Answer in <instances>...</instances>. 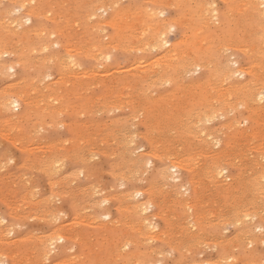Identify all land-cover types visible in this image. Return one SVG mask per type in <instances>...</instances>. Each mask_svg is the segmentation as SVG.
<instances>
[{"label":"bare ground","instance_id":"6f19581e","mask_svg":"<svg viewBox=\"0 0 264 264\" xmlns=\"http://www.w3.org/2000/svg\"><path fill=\"white\" fill-rule=\"evenodd\" d=\"M221 1L224 4L225 3L228 5L230 4V11L234 10L235 13L237 12V15L239 14V15L243 16V14H245L247 12H251L252 14L255 15V16L252 15V17L256 21V23L259 24V26H261L260 31L256 34H252L247 41V43L249 45H251L252 43H254V45L256 44L255 49H252L251 48L252 46L250 47L249 45H247L246 41H245L246 45L241 44V40H240L241 36H238L236 34H234L232 36L230 35V33H229L230 29H228L226 27V24H224V16L227 17L226 13H225V11L221 12L217 7H215L214 0H148L149 4L146 5L147 3H145V6L143 5V3H140L141 5H136V4L133 5V4H131V1H129V2L127 1L128 4H126L124 2L126 5L122 6L121 0H0V76H5V75L7 76L10 72H12L13 70H16L17 66L19 67V69L24 71L23 72V78L21 77L19 80L15 81V83L9 84L8 86H4L3 88H0V114H2V117H3V118L0 117V131L5 132L6 135H8V137L10 138V140L12 142L17 143L21 146V150L25 154H28V157H29L28 159L31 162L32 167H35V168L37 167L41 172L44 173V175H46L49 178L48 180H49L50 185H51L50 186V192L55 193V195H56L57 191L56 192H54V191L58 185H61L60 183H63L62 179L65 176V175L63 176V174L67 173V171H66L64 173L62 172L63 174H61V171H59L58 166H57L58 169L56 168V163L60 159L62 160V158L64 160L67 159L68 161L79 163L78 165L75 164V166H80L83 164L84 165L83 170L85 171V173L83 172L84 173L83 177H87V179H89L90 177L93 176L92 174H95V171L97 169L87 167V165H86L87 160L85 158H87L89 156L85 155L86 157H84V153H85V150L86 151L90 150V148L92 149V147L97 145L98 141H100L99 144L100 143L103 144V147L105 144H109L110 142L113 143V146L115 145L111 149V152L110 151L107 152V150L110 149L109 147L111 146V144H110V146L107 145V147L109 146L108 147L109 149L106 147L107 150L104 151V153L107 155V153L110 152L109 157H110V155H112L114 157L117 155L118 158L119 157L124 158L125 154L128 155L131 153L130 152L131 147L128 148L127 144L125 142L122 143V141H126V139L121 141V137L123 134H120V137H119V134H117L120 131L122 133V130H121L122 128L119 129L118 127H120L119 126L120 124L123 125L124 123H122L123 121L120 118H115L111 121H108V123H103L102 120H104V119H102L100 121H90L89 123L75 122V123L71 124V128H70V126L68 128H70L71 131H74L75 134L81 139L74 140L73 145L71 142L70 144L72 146H68L69 148L68 147L67 148L61 147V145L59 147L57 144H51L50 141H48L50 144L45 145V147L40 146L39 149L42 150V152H39V153H41V155L39 153L36 154L38 152V151L36 152L37 147H33V145H34V144H32L33 142L29 141V138L31 139V137L29 135V128L36 126L35 128L31 129V133H33L36 130V128L38 127V125L39 126L43 125V123H45V122L50 123V124L53 123V125L56 126L55 125L56 123L54 124V122H56V120L59 119L58 116L61 117L60 115L63 112H65L66 110L70 111L69 114L76 116L80 113H83L84 111L92 110L93 108L97 107L96 104H98L100 106L105 105V104H108V105L111 104L112 106L111 105L110 106L114 107L113 103L116 102L117 99H123V97L128 98L129 101H127V99L125 100L126 101L125 105L128 108H130V111H129L130 115L128 117L136 118V117L140 116L139 114H141V115L143 114L142 117H139V118L141 119V124H143V126L146 128V130H148L143 135V139L144 138L146 139V141L149 143V147L151 149L150 150L148 149L149 151L147 150V152H144V153L142 152L141 154L139 152H137V153H139V155H133L135 152L132 154L133 156L129 155L130 157H129V159L127 158V161H126L127 165L129 166V167L127 166V168L129 170V168L135 167L136 170H138V171L139 170L144 171L143 167L151 164V160L147 159V158H152V157L154 159H157V161H158L157 163H159V165H157L158 166L157 168L151 169L150 171H146V172L144 171L145 173L142 172L143 174H146V175L148 174L149 177H147V181L150 182L149 185L147 184L148 186H145L146 188L144 190H143V188L133 190L132 187H129V188H126V191H124L122 193L120 191H118L120 193L117 192V195L119 194V196L116 197V199H117L118 204H119L118 209L120 211L121 217L119 216V218L110 219L109 221H107V219H106L107 222H104V220H105V218H107L108 214L110 217V213L108 212L109 210H107L108 213L106 212L107 213L106 215L102 214L103 218H104V220H103L104 223H101V224L99 222H98L99 224H95V221H94L95 216L93 218H91L92 217L91 214H90L91 216L90 215L89 216L91 218L90 220H92V221L88 220L89 222H87V221L82 220V219H86V218H82V219H81V217L79 218L84 223V224L81 223L82 225L85 226V224H86V225L90 226V228L91 227L92 228L97 227L99 230H102V232H98V233H100L99 235L97 234L99 236L98 240L101 237L103 238V239L101 238L102 239L101 242L96 241L94 243L93 241L95 239L92 238V240H93L92 242L94 243L93 245L94 246L97 245L99 247L96 246L97 248H95V249L92 247L91 248L92 251H89V250L87 251V249H86L87 247H85V245H87V244L84 245L85 240L82 242L80 239L75 237V233L74 234L72 233L73 235L71 234V232L75 229L74 227H77L76 226L77 220L73 219L74 223L70 222L71 225L75 224L74 227H72L73 228V230H72V228H70L71 226L68 225V223L64 224L62 222V218L59 215L61 223L58 225L56 224L55 228H51L50 229L51 231L49 230L50 231L49 234H46V235H44V237H42L37 232L38 233L37 239H38L39 235L41 238H39V241H37V242H39V244H38L39 248L36 252H35L36 248H34L35 254H33V257H35L34 255H36L37 252H39L40 257H42V254L49 253L51 251V249H52L51 252L54 253L53 246L58 244V242L59 243H61L63 241H64L63 243L66 242L63 246H61L65 250L66 245H67V247H69V245H70L69 242L70 243L72 241L78 242V240H80V242L83 243L82 245H84L83 248H85V249L82 248L83 250H85V251H83V252H85L84 255L81 253L80 257H79V255H78L79 253L75 254V252H74V254L78 256V258H77V256L74 257L73 255H67V258L65 257L61 261H59L57 259L58 260L57 262H59L60 264L61 263L62 264H90V262H92V264H148L149 258L154 261L153 257L160 252V248L162 246L163 247L166 246V247H168V249L170 248V251L172 249V250L176 251L177 254H179L178 258L176 260H174L171 264H200L201 261H196V260H195L196 262H191V261L189 262V260L187 259V256L190 254H193V250L196 251L198 249L197 252H199V246L198 245L200 243H201V245L203 243H206V244L209 243V245L211 244L213 246L218 247V252H216L217 256L216 255H214V256L217 257V260L221 264H264V263H261V261H262L261 259L260 260L258 259L259 256H257V255H260V254H258L259 251H255L254 244H253L256 242H263L264 243V232H260L258 234H253L252 228H254V227H252V225L254 224V222L253 223L249 222L252 220V218H255L258 215L261 207H264V163L257 161V158L253 157L251 160H253L255 162V164H253L254 163L253 161H252L253 163L249 164V162H251V161L248 158H246V156H247L246 152H247V150H250V149H253L255 151V153L257 152V154L258 153L261 154V159L264 158V131L262 132V130H261L262 128H264V117L261 116L263 119L259 117L260 113H264V103L261 101L262 103H260V105L261 104H263V105L258 106V107H252V105L248 106V108L251 106L249 109H251V111H252V115H250L252 117V119H255L258 117L257 121H258L259 127L255 126L258 128H253L254 127L253 126L252 127L253 129H248L247 131L242 130L240 128L238 130L237 125L240 122L236 118L238 116L237 115L238 112H240V113L242 112L241 109H240L241 111H236L237 110L236 108L239 105L243 107V104L245 101L247 102V104H248V101H250V102L254 101L256 98L255 96L260 95L264 91V20H263L264 11L261 12L260 9L258 10V7L261 6V3H257L256 0H241V3L239 5H233L234 2H236V0H221ZM222 2H221V4H222ZM10 7H12V9H14L13 14L15 13V15L11 14ZM167 7L173 8V10L175 11V16H170L167 18H165V17L160 18L161 13L165 12L163 8H167ZM17 9H19V11H17ZM103 14H104V16H103ZM105 14H106V16H105ZM166 14H167V12H166ZM230 14H232V12H230ZM230 16L231 15H229V18H233V19L235 18V17H230ZM239 18H241V17H239ZM248 18H249L248 20H250V21L253 20L249 16H248ZM244 19H245V16H244ZM228 20L229 19L227 17V21ZM231 20H229V21H231ZM254 20L251 23H254L255 22ZM236 21H237V19H236ZM238 21L240 22L239 19H238ZM48 22L50 23V25H48ZM225 23H226V21H225ZM228 23H230V22H228ZM235 23H237V22H235ZM242 23H245V21L241 22V26L244 25V24L242 25ZM238 24L239 23H237V26H238ZM246 25L248 26V24H246ZM254 25H255V23H254ZM176 26H178V27L180 26V28H181V32L178 30L180 32L179 33L180 35H178L179 39L176 37L177 40L174 43H171L174 40L170 42L169 40H171V39H170V37H169V40L167 39V33L168 32L170 33V30L175 28ZM228 26H229V24H228ZM229 27L231 28V26H229ZM109 29H110V31H109ZM245 29H248V28H245ZM245 29H243V30H245ZM239 30H240V28H239ZM239 30H238V32H239ZM243 30H241V32ZM256 30H257V28H256ZM233 31L235 33V29ZM249 31L251 32V30H249ZM244 33H245V31H244ZM247 33H245V34L247 35ZM237 34H240V32ZM248 35H249V33H248ZM236 36H238V37H236ZM244 40L245 39H242V41H244ZM54 46H56V47L59 46L60 51L57 50L58 52H56V53L54 52V51H56V49L52 51L51 49ZM232 47H234L235 49H238V51L241 50L242 52H245V53H248L249 51H250V54H257L258 53L257 54V56H258L257 62L252 61L248 67H245V65L243 64L244 65V67H243V66L238 64L237 59L233 58V60L235 59L232 62L233 67H234V69H233L231 67L232 64L230 63L231 62L230 58L229 57H228V59L225 58L226 51L231 49ZM113 49H116V50L121 49V50L127 52L128 55L131 52L137 53L138 51L144 52L147 50L153 52V50H154V56L148 60H146L148 56L147 57L144 56V57H146V59H144V60H141L139 58L134 59V60H132V62L130 64H128L125 67H123V66L122 67H118V66L116 67L114 64H112L115 67L105 71V73L102 71L104 73L103 75L105 77L100 79V80H98V78H101L102 72H99V70H95V69H83L82 68V65L84 63L86 64L87 62H84L81 65V62H80L81 59H83V58L88 59L89 58V62H91L90 59L91 60L94 59L95 61L106 59L108 61L111 58V50H113ZM123 51H121V53H123ZM149 51H148V53H149ZM232 51H234V50H232ZM152 52H150L149 54L151 55ZM236 52H237V50H236ZM236 52H234V53H236ZM116 54H115V56L119 59V57L121 55L120 56L118 55L119 56L118 57ZM230 54H232V52ZM237 54L239 55V53H237ZM133 55L134 56L136 55V57H137V54H133ZM227 55H229V54H227ZM5 56H7L8 59L4 58ZM123 56L125 57V55H123ZM232 56H234V55H232ZM232 56H230V57H232ZM129 57H125V58L128 59ZM132 58H130V59H132ZM148 58H150V57H148ZM249 58L250 57H248V60H249ZM89 62L87 64H89ZM104 62H106V61H104ZM116 62H117V59H116ZM106 63H108V62H106ZM117 64H119V63H117ZM95 65H96V63L94 64V66ZM92 66H91V68L94 67V66L93 67ZM106 67H108V65ZM96 69H101V68L96 67ZM53 70H55L57 72L58 78H56L55 80L52 79L53 81L47 83L46 85H42L41 83H38V82H40V79L42 78V76H44V75L46 77L49 76L48 74ZM197 70H199V71L204 70L205 72L208 71L205 79H201V76L198 77V75H197V78H195L193 80H191L192 78L191 79L188 78V80H187L188 82H186V83L183 82V80H185L184 77L186 74H189L191 71L197 72ZM24 73H26V74L24 75ZM99 73H101L100 77L98 76ZM192 73H191V75H192ZM191 75L189 74L188 77H190ZM193 75L196 76L195 73ZM233 75L242 76V77H244L245 75H248V78L245 77L246 79H243L241 81H239V80L235 81L232 79V81H233L232 83L226 84L228 78H229V82H230L231 81L230 77ZM43 78H45V77H43ZM49 78H50V76H49ZM13 79H15V78H13ZM186 79H187V76H186ZM97 80L99 81V85H100L103 93H101L100 95L99 94L93 95L88 91V88L90 86H92ZM75 81H76V83H75ZM76 84H77V86H76ZM96 85H97V83H96ZM162 85H164V86L169 85L170 90H168L167 92H164V93H160V94L158 93L159 95L158 96L156 95L157 97H152L151 96L152 93L150 94L149 91H151L153 88H155L157 86H162ZM100 87H98V88H100ZM96 92H98V91H96ZM152 92H154V91L152 90ZM156 92H159V90ZM258 93H260V94H258ZM64 97H65V99H64ZM71 97L77 99L78 101L73 102V103L70 102ZM63 99L66 100V102L68 101L66 107L65 106L63 107V105H64L62 102ZM72 101H73V99H72ZM79 102H80V104H79ZM104 107H106V106H104ZM111 107H110V109H111ZM102 109H106V108H102ZM114 110H116V109H114ZM244 110H246V109H244ZM134 112H135V114H137L136 116H134ZM236 112H237V114H236ZM4 113L6 115L8 113L9 116L8 115L4 116L3 115ZM88 113H90V111ZM97 116L99 117V115H97ZM105 116H106V114H105ZM108 116H109V114H108ZM116 117H119V116H116ZM125 117H124V120L126 122V121H128V120H126L128 117L126 119H125ZM61 118H63V117H61ZM215 118L216 119L217 118H223L225 120H224V122H220L222 124L218 125V127H213L214 124L212 127L205 125V122L209 123V121H211ZM80 119H82V117ZM109 119H111V118H109ZM86 120H88V119H86ZM243 120H246V118ZM67 121H68V119H67ZM130 121H132V119ZM136 123H138V122H136ZM217 124H219V123H217ZM125 125H126V123H125ZM128 125L130 126V124H127L126 126H128ZM131 127H132V125H131ZM244 127L248 128L247 126H244ZM48 128H49V126H48ZM126 128L123 129V132H125V133H127V131H125ZM139 128L137 127V129H139ZM46 129L47 128H45V130L44 129H41V130H44L46 132L47 131ZM70 129H67V130H70ZM137 129H136V131H137ZM171 129L172 130L174 129L173 134L168 133V132H171ZM127 130H129V129L127 128ZM141 130H144V129H141ZM95 131L97 134L94 133L95 136L91 137V135ZM130 131L134 132V133L136 132V131H134V129H133V131L130 129ZM74 132H71V133H74ZM52 133H53V131H52ZM139 133H140V131L138 132V134ZM128 134H129V132H128ZM128 134H125V135H128ZM135 134H132V135H135ZM32 135H34V134H32ZM36 135L37 134H35L34 136L36 137ZM76 135H75V137H76ZM125 135H123V136H125ZM220 135L226 136V139L221 141ZM1 137L3 138V136H1ZM70 137H72V136H70ZM246 137H249L248 139L250 141V144H248V145L246 142L244 143V140H243ZM134 138H135V136H134ZM62 139H64V138H62ZM130 139H132V138H130ZM130 139H128L127 143H132V141H133V144H135V142H137L138 138L136 139V141L132 140L131 142L129 141ZM41 140H42V138H41ZM58 140L60 141V139H58ZM70 140H71V138H70ZM213 141H216L217 142V143L215 142L216 144H219V142H222V145L219 148L216 146L218 148L216 150L214 149V147L212 149L211 145L213 146V143H212ZM5 142H6V140H5ZM36 142H37V140H36ZM42 142H44V141H42ZM64 142H66V141H64ZM9 145H11V144H9ZM36 145H38V144H36ZM136 145H137V143H136ZM133 146L134 145H132V147ZM38 147H39V145H38ZM97 147H96V151L98 150ZM147 147H148V145H147ZM2 148H4V147H1V149ZM134 148H135V146H134ZM14 149H16V148H14ZM135 151H136V149H135ZM88 153H91V152L89 151ZM248 153H249V151H248ZM20 154H18V155H20ZM249 155H250V153H249ZM92 156L90 155L89 158H91ZM252 156H253V154H252ZM93 158H94V156H93ZM123 158L119 161H122ZM259 158H260V156H259ZM0 160H1V158H0ZM12 160H15V159L13 158ZM18 160H17V162H18ZM9 161H11V160H9ZM1 162H3V161H1ZM1 162H0V165L2 164ZM7 162H8V160H7ZM13 162L11 161L10 164ZM111 162H113V161H111ZM111 162H109V166H110V164H112ZM126 162H124L123 164H126ZM152 163H154V162L152 161ZM3 164H2V166H3ZM5 164H7V163H5ZM19 165L20 164H18V166ZM120 165H119V168L122 169L124 167V165H123V167ZM13 166H14L13 168L15 169L16 168L15 165H13ZM68 166H70V164ZM112 166L113 165H111L110 167H112ZM114 166H116L115 163H114ZM114 166L112 168H114ZM61 167H63V165H61ZM13 168H11V170ZM35 168H34V170H35ZM71 168H72V166H71ZM81 168H82V166H81ZM112 168L111 169L110 168L105 169V170L110 171V170H112ZM116 168H118V167H116ZM230 168L232 170L233 169L237 170L235 172V174L232 172L228 173V175L226 177L223 176L224 178L221 179L220 176H222L223 172H225V170L230 169ZM75 169H76L75 171H78V172L80 170V169L78 170L77 168H75ZM132 169H134V168H132ZM173 169H175L176 171L177 170L185 171L188 174V182L190 184V187H188V188H189L190 196H188L189 198H184V199L183 198H181V199L180 198L179 199L173 198L174 200H171L168 202L166 199L169 197L171 198L172 194L170 195L169 193L172 192V189H170L171 191L168 192L169 197H166V195H163V198H161V196H162L161 193L165 192L166 190L164 189L165 191H163V192L161 190H158V188L155 187V183L153 181L160 178V177L161 178L170 177L172 179H175L176 183L174 182L172 184V186L170 184L169 188L173 187L176 190L179 187V185H183L184 181H182V183L181 182L177 183V181H179V179H178L179 177H178V173H177L178 171L174 172ZM250 169L253 172L250 175L248 174L249 175L248 176L246 172H248V170H250ZM105 170H103V171H105ZM26 171H24V172L26 173ZM75 171L73 170L72 173H74ZM101 171H100V173H98V172H96V173L101 174ZM134 171H135V169H134ZM11 172H13V170ZM113 172H114V170H113ZM113 172H112V174L119 173V171L114 172V173ZM130 172L131 171H129V174H130ZM70 173H71V171H70ZM108 173L111 175L110 172H108ZM126 173L122 172V173H119L116 175L114 174L116 176V177H114L115 180L117 179L116 181H119L118 179L120 178L121 180L127 181L128 179H126L127 178ZM172 173L174 175L177 173L176 176L178 178L177 177L175 178V176H172L173 175ZM6 174H7V172H6ZM11 174L9 173V175H11ZM76 174H77V172H76ZM85 174H86V176H85ZM129 174H127V175H129ZM141 174H140V177H142ZM19 175L21 176L20 172H19ZM25 175H27V174H25ZM69 175H71V174H69ZM69 175H67V176H69ZM79 175L77 174L76 179L79 177ZM135 175H136V173H135ZM2 176L3 175H0V177H2ZM73 176H74V174H73ZM132 177H128V178H132ZM136 178H138V175ZM165 178H164V180H165ZM1 179H3V178H1ZM24 179H25V177L23 178V180ZM35 179H37V178L35 177ZM65 179H67V181L70 180L68 177ZM65 179H64V181H66ZM33 180H34V178H33ZM72 180L73 179H71V181ZM74 180H75V178H74ZM94 180H93V182H94ZM138 180L139 179H137V181ZM158 180H160V179H158ZM158 180H156V181H158ZM11 181H13V180H11ZM16 181H19V180H16ZM20 181H22V179ZM20 181L18 183H20ZM128 181H130V180H128ZM132 181H133V179H132ZM142 181H143V179H141V182ZM1 182H3V181H1ZM26 182L24 180L25 185H26ZM98 182H100V181H98ZM98 182H96V183H98ZM141 182H139V183H141ZM159 182H161V180ZM4 183H5V181H4ZM14 183H15V181H14ZM16 183H15V185H17ZM24 183L21 182V184H24ZM90 183H92V182L90 181ZM120 183H119V185H120ZM166 183L163 185H166ZM168 183H169V181H168ZM32 184H30V187L34 189V187H32V186H34L35 184H33V185ZM67 184L69 185V182ZM72 184L70 183V185H72ZM10 185H11V182H10ZM65 185L66 184H64L62 186H64V188H65ZM68 185H66V186H68ZM79 185L80 184H78V186ZM103 185H104V182H103ZM136 185H138V184L136 183ZM184 185H183V187H184ZM3 186H1V188ZM9 186H7V188H9ZM39 186L40 185H38V187ZM73 186H77V185L74 184ZM82 186H84V185H82ZM85 186L87 187V185H85ZM89 186L87 188H89ZM92 186H94V185H91L90 187H92ZM99 186H101V185H98L97 187L94 186L95 188L93 187L95 189V191L97 190L95 193H98L99 191H100L99 193L103 192L100 189H99V191H98V189H96V188H99ZM110 186L111 185H109V187ZM158 186H160V185H158ZM160 187H162V186H160ZM183 187L181 186L180 188L182 189ZM28 188L29 187L27 186V189ZM93 188H92V190H93ZM103 188L104 187H102V189ZM110 188L109 189L111 191L112 186ZM38 189H37V191H38ZM106 189H104V190H106ZM109 189H107V190H109ZM1 190H3V189H1ZM25 190H26V188H25ZM65 190L64 191L62 190V192L65 193ZM3 191H5V190H3ZM13 191H14L13 192L14 198L16 199L15 195L17 194V191H16V189H13ZM33 191H35V189ZM67 191H68V189H67ZM88 191L85 190L84 192H88ZM157 191L161 192V193H159L160 194L159 200H158V197L156 195ZM183 191L186 192L185 189H183ZM183 191L181 190V191H177V192L181 193ZM46 192H48V191H46ZM80 192H82V191H80ZM105 192L106 191H104V194H106ZM0 193H1V191H0ZM39 193H41V192L38 191V195H39V197H41ZM71 193L73 194L74 192H71ZM89 193H90V195H92V193H93V196L95 194L94 192H92V193L89 192ZM99 193H98V195H99ZM108 193H110V192L108 191ZM174 193L175 192H173V194ZM206 193H208L207 194L208 197L206 196ZM2 194H6V193L3 192ZM24 194H22V195H24ZM28 194L29 195L34 194L35 195L34 199H36L38 197V196H36L37 192H36V194L34 192L33 193L29 192ZM47 194L49 195L50 193H47ZM47 194H46V196H47ZM72 194L71 195L69 194L71 196V198H72ZM104 194H102V195H104ZM111 194H113V192ZM114 194H116V193H114ZM159 194H158V196H159ZM178 194L179 193H176V195L175 194L174 195L178 196ZM26 195H24V196H26ZM29 195L27 198H29ZM83 195L85 196L84 193H83ZM136 195H143L144 199H142L141 201L140 200L136 201L134 199L135 201L133 202L132 198H134ZM182 195H184V193H182ZM186 195H188V193L185 194V196ZM7 196L10 197L9 195H7ZM64 196H66V195H64ZM107 196H106V199L104 197H102L101 200L104 199V201H107L109 198L110 199L112 198L111 195H110L111 197H107ZM175 196H173V197H175ZM204 196L207 199H205ZM4 197H6V196H4ZM4 197H2L0 199L3 200ZM53 197H54V195H53ZM73 197L75 198V196H73ZM76 197L78 198V195ZM80 197H82V196H80ZM182 197H184V196H182ZM22 198H20V200ZM46 198L50 199L48 197H46ZM46 198H44V199H46ZM55 198H57V197H55ZM77 198H75V199L78 201L79 198L78 199ZM11 199H12V197H11ZM47 199L44 200V202L47 201ZM161 199H163V200H161ZM22 200L20 202L23 203ZM30 200H31V198H30ZM51 200H53V199H50L49 201L51 202ZM55 200H57V199H55ZM101 200H97L95 203H98V201L101 202ZM7 201H5V202H7ZM37 201H35V203ZM41 201H43V200L41 199ZM41 201L39 202L40 205L43 203V202L41 203ZM49 201H47V203ZM77 201H76V203H77ZM104 201H102V202H104ZM110 201L112 202V200H110ZM5 202H4V204H5ZM32 202H34V201L32 200ZM32 202H30V207H31V204L33 206ZM80 202H78V203L81 204ZM83 202H84V200H83ZM83 202H82V204H83ZM109 202L107 201L108 205H109ZM8 203H10V202L8 201ZM12 203L13 202L11 201V205H12ZM24 204H26V203H24ZM75 204L72 203V205H74V206H75ZM17 205H18V203H17ZM43 205H44V203H43ZM88 205L90 206V204H88ZM108 205H106V206H108ZM36 206H35V208H36ZM46 206H47V204H46ZM46 206H45V208H46ZM53 206H55V204H53ZM87 206H85V209L87 208ZM95 206L93 208H95ZM151 206L155 207V211H153L152 215L150 216L147 213L148 212L147 209L149 207H150L149 209H152ZM21 207H22V205L20 206V209L23 210L24 208L23 207L21 208ZM33 207H31V208H33ZM56 207L58 209V210H55L57 213L58 212L64 213V210L62 211L63 206L60 208V210L62 212L59 211L58 206H56ZM82 207H84V205ZM109 207H108V209H109ZM9 208H8L7 212H9V210H10ZM12 208H14V207H12ZM45 208L43 207V209H45ZM96 208L98 209L97 206H96ZM14 209L16 210V208H14ZM47 209L49 210L50 208L48 207ZM99 209H101V207ZM26 210H28V209L26 208ZM35 210H37V209H35ZM48 210H46L45 213H48ZM86 210H88V209H86ZM29 211L30 210H28V214H29ZM90 211L92 212V210H90ZM10 212H12V210ZM18 212H20V210H18ZM50 212L51 211H49V213ZM56 212L52 213V215L56 214ZM100 212H102V211H100ZM100 212H97V213L99 214ZM143 212L144 213L146 212L145 214H148L150 216L149 217L150 219L148 217H145V218L141 217L140 218L141 215H139V213H143ZM45 213H43V214H45ZM49 213L47 215L51 216V213L50 214ZM82 213L81 214L84 215V210L82 211ZM149 213H150V210H149ZM8 214L13 215V212L8 213ZM8 214H6V215L9 216ZM18 214L21 215L20 213H18ZM24 214H22V215L24 216ZM263 214H264V212H263ZM22 215H21V217H22ZM25 215H27V213ZM45 215H42V217L43 216L45 217ZM74 215H76V214H74ZM113 216L115 217V215H113ZM44 217L42 220H44V224H45V218ZM63 217H64V214H63ZM71 217L72 216L69 217L70 220H72ZM154 217L160 218V219H162V221H164L165 226L163 229L162 228L160 229V227L157 226L158 224L156 225L155 221L151 219ZM52 218H54V217H52ZM263 218L264 217H262V220H263ZM18 219H19V217H18ZM28 219L31 220L30 217L27 218L26 220H28ZM39 219H40V217H39ZM48 219H49V217H48ZM88 219H89V217H88ZM0 220H2V219H0ZM5 220H6V218H3L2 221H5ZM42 220H41V222H43ZM58 220H59V218H58ZM65 220H67V219H65ZM75 220H76V222H75ZM9 221H10V219H9ZM37 221H40V220H38V218H37ZM55 221L56 220L54 218V222ZM82 221H80V222H82ZM10 222H12V221H10ZM10 222H7V223L11 224ZM20 222H22V220ZM19 223H17V224H19ZM226 224H232L234 226V232L232 231L233 234H231V236L229 235L230 237L229 236L225 237L223 235L224 238L223 237L220 238L221 236L218 233L221 231L219 229L221 227H226L225 226ZM182 225L185 228L192 226L191 228L189 227L190 229H192L194 226V231H190L187 228L186 232H184L185 228ZM23 226H26V225H22V227ZM32 226H33V224H32ZM9 227L12 228V226H9ZM44 227H45V225H44ZM82 227H79V228H82ZM258 227L261 230L263 229V228H261L262 226H260V224L258 225ZM4 228L5 227H3L2 229H4ZM6 228H8V227H6ZM6 228L4 230H6ZM21 228L18 227V231ZM28 228H30V227H28ZM83 228H86V227H83ZM90 228H88V229H90ZM176 228L178 230V233L174 232V231H177V230H175ZM256 228H257V226H256ZM259 228H257V229H259ZM2 229L0 230V232L2 231L4 233L5 231H3ZM23 229H24V227H23ZM45 229H47V228H45ZM257 229H255V230H257ZM8 230H9V228H8ZM8 230H6V231L10 233L11 230L10 231H8ZM82 230H84V229H81V231ZM225 230L227 232L228 229H225ZM18 231H17V234H18ZM34 231H35V229H34ZM39 231H41V230H39ZM77 231L79 233L80 230H78V228H77ZM14 232L15 231L12 232L13 233L12 235H14ZM32 232H33V230H32ZM32 232H31V235L35 233V232L34 233H32ZM91 232H92V230H91ZM3 233H0V234H3ZM82 233H83V231H82ZM93 233L96 234V232H92L90 234H93ZM90 234H87V235L89 236ZM120 234H122L123 236L117 238V236ZM223 234H225V233H223ZM6 235L7 234L4 235V238L6 237ZM27 235H29V233ZM76 235H77V233H76ZM80 235H81V233H80ZM80 235H78L77 237H79ZM126 235H128V238L129 237L132 238L135 235V237L138 236V239L137 240H133V239L131 240L130 238L126 239V238H124V236H126ZM25 236L26 235H23L22 237L24 238ZM253 236L255 238H253ZM11 237H12V239L16 238V236L14 238H13V236H11ZM94 237H95V235H94ZM32 238L35 239L36 237L32 236ZM0 239H2V236H0ZM30 239L31 238H28V237L26 239H22V240L16 239L17 242H19V241L20 242L18 244L16 241L13 242V246H15V248L17 250V247H20V245H22L20 248L23 247V249H24L25 245L28 246L29 243L31 242V241L29 242ZM141 239H143L142 243H143L144 239L145 240L157 239L160 241V244H159L160 246H156V247L151 246V248L147 247L142 251L136 250V247H135L136 251L135 250H133V251L132 250H125V247L127 249V246L129 244H133V243L139 244V243H136L135 241H138V240L140 241ZM70 240H72V241H70ZM87 240L88 239H86V241ZM117 241L118 242L122 241L121 248H123V250H121V249L119 251L117 250L119 248L118 246L117 247L115 246ZM2 242H4V241H2ZM35 243H36V240H35ZM35 243H34V245H35ZM87 243H89V241ZM23 244H25V245H23ZM90 244L91 243H89L88 245H90ZM1 245H3V244H0V248L2 247ZM36 245H37V243H36ZM11 246L12 245L10 244L8 247L10 248ZM32 246H33V244H32ZM202 246H204V245H202ZM202 246H201V248H202ZM208 246H207V248L209 249ZM33 247H31L30 250ZM25 248L27 249V247H25ZM69 248H71V247H69ZM11 249L13 252L14 249L12 247H11ZM60 249H58V250L61 252ZM139 249H140V247H139ZM39 250H42L43 253L41 254V252ZM66 250H68V249H66ZM112 250L114 251V253H113L114 257L111 256ZM77 251H79V250H77ZM20 252H22V251H20ZM31 252L33 253V251H31ZM51 252H50V254H51ZM66 252H64V253H66ZM17 253H18V251H17ZM164 253H169V252L167 250V252H164ZM3 254H6V253H2V255L0 253V256L2 257ZM20 254H22V253H20ZM20 254H18V255H20ZM25 254H26V252H25ZM25 254L23 256H25ZM171 254H173V253H171ZM194 254H196V252ZM203 254H204V252H203ZM37 255H38V253H37ZM81 255H83V257H81ZM158 255H161V254H158ZM198 255H199V253H198ZM30 256H32V255H30ZM50 256L48 255V257H50ZM190 256H192V255H190ZM1 257H0V259H1ZM27 257H28V255H27ZM33 257H32V259H33ZM10 258H12V261L7 263V262H5L6 260L4 261L2 259L3 262L0 261V264H20L19 263L20 260H18L19 257L17 256L16 253ZM20 258H22V257L20 256ZM263 258L264 257H262V259ZM27 259H29V258H26V260ZM41 259H43V257ZM46 259H48V258H45V260ZM78 259H79V261H78ZM160 259L161 258H159L157 260H160ZM26 260H24V258H23V261H26ZM35 260H37V262H35V264L36 263L38 264V259L35 258ZM207 260H209V259H207ZM207 260H206V263H208ZM213 260H216V259L213 258ZM30 261H31V258H30ZM41 261H43V260H41ZM47 261L49 262V260H47ZM204 261L205 260H203V262H201V263L205 264ZM209 261L211 262V260H209ZM27 262H29V261H27ZM57 262H56V264H59ZM157 262H161V261H157ZM219 262H217V264ZM31 263H33V262H31ZM40 263H42V262H40ZM149 263L153 264V262H150V261H149ZM22 264H23V262H22ZM24 264H25V262H24ZM28 264H30V262ZM44 264H46V263H44ZM54 264H55V262H54ZM155 264H157V263L155 262Z\"/></svg>","mask_w":264,"mask_h":264},{"label":"rangeland","instance_id":"374dc122","mask_svg":"<svg viewBox=\"0 0 264 264\" xmlns=\"http://www.w3.org/2000/svg\"><path fill=\"white\" fill-rule=\"evenodd\" d=\"M129 1H131V4H133V5H141L140 3H143V5L145 6V3H147L146 5H148L149 4V2H148V0H121V5L122 6H124V5H126V4H128V2ZM142 1V2H141ZM220 1V2H219ZM126 4H125V3ZM221 0H214V4H215V7H217L221 12H223V11H225V13H226V16L228 17V19L229 20H231V21H227V17H225L224 16V24H226V27L228 28V29H230V31H229V33H230V35L232 36V35H234V34H236V35H238V36H241L240 38V40H241V44H244V45H249L248 43H247V41H248V39L250 38V36L252 35V34H256V33H258L259 31H260V27L261 26H259V24H257L256 23V21L253 19V17H252V15L253 16H255L254 14H252L251 12H247V13H245V14H243V16L242 15H237V12L235 13V11L234 10H231L230 11V4L228 5V4H224L223 2H222V4H221ZM256 2L257 3H261V6H259L258 7V10L260 9V11L262 12V11H264V0H256ZM124 3V4H123ZM238 3V4H237ZM241 3V0H236V2H234V4L233 5H239ZM232 5V6H233ZM13 7V6H12ZM12 7H10V9H11V14L12 15H15V13L13 14V10L14 9H12ZM164 7V6H163ZM227 7V8H226ZM14 8V7H13ZM162 8V7H161ZM223 8V9H222ZM164 9V15H161L160 16V18H167V17H170V16H175V11L173 10V8L172 7H167V8H163ZM172 9V10H171ZM168 10V11H167ZM229 10V11H228ZM166 12H167V14H166ZM229 12V13H228ZM230 12H232V14H230ZM234 12V13H233ZM172 13V14H171ZM250 13V14H249ZM228 14V15H227ZM234 14V15H233ZM236 14V15H235ZM229 15H231L230 17H235L234 19L233 18H229ZM251 15V16H250ZM103 16H104V14H103ZM105 16H106V14H105ZM244 16H245V19H244ZM248 16L250 17V18H252L255 22V25H254V23H251V22H253V20L252 21H250V20H248L249 18H248ZM238 17V18H237ZM239 17H241V18H239ZM247 17V18H246ZM243 18V19H242ZM236 19H237V21H236ZM238 19L240 20V22L238 21ZM242 20V21H241ZM263 20H264V18H263ZM225 21H226V23H225ZM245 21V23H242V25L243 26H241V22H244ZM248 21V22H247ZM228 22H230V23H228ZM232 22V23H231ZM234 22V23H233ZM235 22H237V23H239L238 24V26H237V23H235ZM228 24H229V26H231V28L228 26ZM231 24V25H230ZM234 26H233V25ZM246 24H248V26L246 25ZM48 25H50V23L48 22ZM250 25V26H249ZM247 26V27H246ZM252 26V27H251ZM257 26V27H256ZM244 27V28H243ZM259 27V28H258ZM17 28V27H16ZM239 28H240V30H239ZM245 29V28H248V29H245V30H243V29ZM254 28V29H253ZM256 28H257V30H256ZM235 29V33H234V31L233 30ZM181 32V28H180V26L178 27V26H176L175 28H173V29H171L170 30V33L168 32L167 33V39L169 40V37H170V39L171 40H169L170 42L171 41H173V42H171V43H174L176 40H177V38L179 37L178 35H180L179 33V31ZM238 30H239V32H240V34H237V33H239L238 32ZM241 30H243L242 32H241ZM249 30H251V32L249 31ZM109 31H110V29H109ZM244 31H245V33H249V35H248V33H247V35L244 33ZM172 34V35H171ZM238 36H236V37H238ZM177 37V38H176ZM179 39V38H178ZM242 39H245L244 41H242ZM245 41H246V44H245ZM253 44V45H252ZM251 45H249L252 49H255L256 48V44L254 45V43H252ZM55 47V48H54ZM51 50L53 51V50H55L56 49V51H54L55 53L56 52H58V51H60V49H59V46H54ZM249 47V48H250ZM233 48V49H232ZM231 49H229V50H227L226 51V56H225V58H227L228 59V57L230 58V60H231V64H232V68L234 69V67H233V61L235 60V59H237L238 60V64L239 65H241V66H243L244 67V65H245V67H248L249 65H250V63L252 62V61H256L257 62V58H258V56H257V54H250V51L248 52V53H245V52H242L241 50H239L238 51V49H235L234 47H232ZM58 50V51H57ZM116 49H113V50H111V58H110V60H99V61H95L94 59H90V61L91 62H89V58L87 59V58H83V59H81L80 60V62H81V65L84 63V62H89V64H83L82 65V68L83 69H95V70H99V72H104L105 73V71H107V70H109V69H111V68H113V67H125V66H127L128 64H130L131 62H132V60H134V59H141V60H144V59H146V57L148 56V57H150V58H148L147 57V59L146 60H148V59H151V57H153L154 56V50H153V52L152 51H149V50H147V51H144V52H141V51H138L137 53H135V52H131V53H129V55L127 54V52H125V51H123V50H121V49H117L116 51H115ZM232 50H234V51H232ZM236 50H237V52H236ZM249 50V49H248ZM121 51H123V53H121ZM148 51H149V53L150 52H152L151 53V55L148 53ZM113 52V53H112ZM120 52V53H119ZM148 54H147V53ZM229 52V53H228ZM232 52V54H230ZM234 52H236V53H234ZM117 53V54H116ZM125 53V54H124ZM140 53V54H139ZM145 53V54H144ZM156 53V52H155ZM237 53H239V55L237 54ZM115 54L119 57V59L115 56ZM125 55V57H129L128 59L127 58H125L123 55ZM133 54H137V57H136V55L134 56ZM147 54V55H146ZM227 54H229L230 56H232V55H234V56H232V57H230L229 55H227ZM248 54V55H247ZM134 57H133V56ZM238 55V56H237ZM133 58H132V57ZM143 56V57H142ZM144 56H146V57H144ZM245 56V57H244ZM247 56V57H246ZM252 56V57H251ZM113 57V58H112ZM115 57V58H114ZM136 57V58H135ZM248 57H250L249 58V60H248ZM4 58H7V56H5ZM130 58H132V59H130ZM233 58H235L234 60H233ZM247 58V59H246ZM8 59V58H7ZM116 59H117V62H116ZM86 60V61H85ZM94 60V61H93ZM131 60V61H130ZM229 60V61H230ZM93 61V62H92ZM102 61V62H101ZM104 61H106V62H108V63H106V62H104ZM110 61V62H109ZM124 62V63H123ZM247 62V63H246ZM96 63V65L94 66V64ZM117 63H119V64H116ZM127 63V64H126ZM91 64V65H90ZM112 64H114V65H112ZM126 64V65H125ZM244 64V65H243ZM94 67H93V66ZM108 65V67H106ZM111 65V66H110ZM91 66L93 67V68H91ZM103 66V67H102ZM110 66V67H109ZM96 67H98V68H101V69H96ZM21 69H19V67L17 66V69L16 70H13L12 72H10L7 76L5 75V76H0V88H3L4 86H8L9 84H13V83H15V81H17V80H19L21 77L23 78V72L24 71H20ZM15 71V72H14ZM20 71V72H19ZM199 70H197V72L196 71H191L189 74L191 75V73H192V75L195 73L196 74V76H190V77H188L189 76V74H186L185 75V80H183V82L184 83H186V82H188L187 80H188V78L189 79H191V80H193V79H195V78H197V75H198V77L199 76H201V79H205V77L207 76V73H208V71L207 72H205L204 70H200L199 72H198ZM54 72V73H53ZM102 72V76H101V73H99L98 74V76L100 77L101 76V78H98V80H100V79H102V78H104L105 76L103 75L104 73ZM15 75H14V74ZM26 73H24V75H25ZM55 74V75H54ZM13 75V76H12ZM20 75V76H19ZM49 76H50V78H49V76H42V78L40 79V82H38V83H41L42 85H46L47 83H49V82H51V81H53V80H55L56 78H58V76H57V72L55 71V70H53V71H51L49 74H48ZM52 75V76H51ZM10 76V77H9ZM18 76V77H17ZM97 76V77H98ZM186 76H187V79H186ZM43 77H45V78H43ZM52 77V78H51ZM54 77V78H53ZM234 77V78H233ZM248 78V75H245L244 77H242V76H236V75H233V76H231L230 77V79H231V81L229 82V78H228V80H227V82H226V84H230V83H232L233 81H232V79L233 80H239V81H241V80H243V79H246V78ZM13 78H15V79H13ZM48 78V79H47ZM46 79V80H45ZM53 79V80H52ZM50 80V81H49ZM96 81L92 86H90L89 88H88V91L91 93V94H93V95H96V94H101V93H103V91L101 90V87H100V85H99V81ZM3 81V82H2ZM12 81V82H11ZM77 81V80H76ZM76 81H75V83H76ZM45 82V83H44ZM96 83H97V85H96ZM95 85V86H94ZM76 86H77V84H76ZM163 86V87H162ZM162 86H157V87H155V88H153L152 90L154 91V92H152V90L151 91H149V93L151 94L152 93V97H157L160 93H164V92H167L168 90H170V87H169V85H162ZM98 87H100V88H98ZM165 87V88H164ZM168 87V88H167ZM95 88V89H94ZM159 88V89H158ZM92 89V90H91ZM156 91H158L159 90V92H156ZM164 89V90H163ZM167 89V90H166ZM91 90V91H90ZM95 91V92H94ZM96 91H98V92H96ZM100 91V92H99ZM156 93V94H155ZM159 93V94H158ZM261 93V92H260ZM260 93H258V94H260ZM264 93V91L261 93V94H263ZM155 94V95H154ZM261 94L260 95H257V96H255L256 98H255V100L254 101H252V102H250V101H248V104H247V102L245 101L244 102V104H243V107L242 106H238L236 109V111H241L242 110V112L240 113V112H238V114H237V112H236V114L238 115H236L237 117V120H239V124L237 125V129L239 130V128L240 129H242V130H248V129H253V128H258L259 126H258V117L257 118H255V119H252V117L250 116V115H252V111H251V109H249L248 108V106L249 105H252V107H258V106H261V105H263V104H261L260 105V103H264V100H262L260 97H261ZM157 95V96H156ZM64 99H65V97H64ZM63 99V100H64ZM72 99H73V101H72ZM127 99V101H129V99L128 98H126V97H123V99H117L116 100V102H114L113 103V106L114 107H111L112 105L111 104H105V105H102V106H100V105H98V104H96L97 105V107H95V108H93L92 110H87V111H84L83 113H80V114H78V115H72V114H69L70 113V111H65V112H63L60 116L61 117H63V118H61V117H59L58 116V120H56V122H54V124L56 125V126H54L53 125V123H47V122H45V123H43V125H38V127L36 128V132L34 131L33 133H31V129L32 128H35V127H30L29 128V135H30V137H31V139L29 138V141H32L33 143L32 144H34L33 145V147H37V150H36V154H38L39 152H42V150H40L39 148H40V146L41 147H45V145H47V144H57L59 147H60V145H61V147H64V148H67L68 146H72L73 145V141L74 140H76V139H81V138H79L76 134H75V132L74 131H71V124H73V123H75V122H83V123H89L90 121H100V120H102V119H104V120H102L103 121V123H108V121H111V120H113V119H115V118H120L123 122L122 123H124L123 125L122 124H120L119 126L120 127H118L119 129H121L122 130V133H121V131L120 132H118L117 134H119V137H120V134H123V135H125V134H128V132H129V134L128 135H125V136H123L122 135V137H121V141L122 140H125L126 139V141H122V143H126L127 144V147L128 148H130L131 147V153L130 154H128V155H124V158L123 157H117V155L114 157V156H112V155H110V157H109V154H110V152H111V149L115 146H113V143L112 142H110L109 144H105L104 145V147H103V144L102 143H100L99 144V142L100 141H98V143H97V145H95L94 147H92V149L90 148V150H85V153H84V157H86V156H89L90 157V155L92 156H94V158H93V156L91 157V158H89V157H87V158H85L87 161H86V165H87V167H90V168H94V169H97L96 171H95V174H92L93 176L92 177H90L89 179H87V177H83L84 176V173H85V171L83 170L84 169V165L82 164V165H80V166H75V164L76 165H78L79 163H75V162H71V161H68L67 159H63L62 158V160L60 159L57 163H56V168H57V166H58V168H59V171H61V174H63L64 172H66L67 171V173L65 174H63V183H60L61 185H58L57 187H56V189H55V191L54 192H56L57 191V193H56V195H55V193H51L50 192V182H49V178L46 176V175H44V173L43 172H41L37 167V169L35 168V167H32L31 165V162L29 161V157H28V154H25L22 150H21V146L19 145V144H17V143H14V142H12L11 140H10V138L8 137V135H6V133L5 132H2V131H0V158H1V160H0V162L1 161H3V162H1L2 164H3V166H2V164L0 165V172L2 171H4L2 174L0 173V175H3L2 177H0V180L1 181H3V182H1L0 181V191H1V193H0V198H2V197H4V196H6V197H4L3 198V200H1L0 199V219H2L3 220V218H6V220L5 221H2V220H0V230L3 228V227H8L9 228V230H8V228H6V230H8V231H15L14 232V235H12L13 233L10 231V233L9 232H7L6 230H4V229H2L3 231H5L4 233L1 231L0 233H3V234H0V236H2V239H0V244H3V245H1L2 247L0 248V253H1V255H2V253H6V254H3V256L1 257V259H0V261H2L3 262V260L5 261V262H10V261H12V258H10V257H12L15 253L17 254V256L19 257L18 258V260H20L19 261V263L20 264H22V262H23V264H24V262H25V264L27 263H29L30 262V264H35V262H37V260H35V258L36 259H38V264H44V263H46V264H54V262H55V264H56V262L59 260V261H61L62 259H64L65 257L67 258V255H73L74 257L75 256H77V255H75V254H77V253H79L78 255H79V257H80V254L82 253L83 255H84V253L85 252H83V251H85V250H83V249H85V248H83L84 247V245L85 244H87V245H85V247H87L86 249H87V251L89 250V251H92L91 250V248L93 247L94 249L95 248H97V247H99V246H97V245H93L96 241H102V239L100 238L99 240H98V238H99V234L100 233H98V232H102V230H99L97 227L96 228H90V226H88V225H86L85 224V226L84 225H82V224H84L83 223V221H87V222H89V221H92V220H90L91 218H93L94 216V221H95V224H101V223H104V222H107V221H109L110 219H116V218H119V216L121 217V214H120V211H119V209H118V201H117V199H116V197H118L119 196V194L117 195V192L118 191H120L121 193L122 192H124V191H126V188H129V187H132V189L133 190H137V189H141V188H143V190L146 188L145 186H148L149 184H150V182L149 181H147V177H149L148 176V174L146 175V174H143V173H145L146 171H150L151 169H155V168H157L158 166L157 165H159V163H157L158 161H157V159H154L153 157L152 158H147V159H150L151 160V164L150 165H148V166H144L143 168H144V171L142 170H136V168L135 167H131V168H129V170H128V168H127V158L129 159V157L133 154V155H139V153L141 154L142 152L144 153V152H147V150L149 149H151L150 147H149V143L146 141V139L144 138L143 139V135L145 134V132L146 131H148V130H146V128L143 126V124H141V119L139 118V117H142V115L141 114H139L140 116H138V117H136V118H133V117H128L129 115H130V108H128L126 105H125V100ZM62 100V102H63V107L65 106L66 107V105H67V103H68V101L66 102V100H64L63 101ZM70 102H77L78 100L77 99H75V98H70ZM262 101V102H261ZM259 102V103H258ZM252 103V104H251ZM79 104H80V102H79ZM256 104V105H255ZM258 104V105H257ZM111 105V106H110ZM104 106H106V107H104ZM108 106V107H107ZM245 106V107H244ZM110 107H111V109H110ZM102 108H106V109H102ZM108 108V109H107ZM35 109V108H34ZM114 109H116V110H114ZM241 109V110H240ZM244 109H246V110H244ZM121 110V111H120ZM90 111V113H88ZM97 111V112H96ZM118 111V112H117ZM123 111V112H122ZM68 112V113H67ZM105 112V113H104ZM119 113V114H118ZM139 113V112H138ZM88 114V115H87ZM91 114V115H90ZM93 114V115H92ZM105 114H106V116H105ZM108 114H109V116H108ZM127 114V115H126ZM262 114V115H261ZM4 116H9V114L7 113V115L4 113L3 114ZM67 115V116H66ZM96 115V116H95ZM97 115H99V117L97 116ZM126 117H125V116ZM137 114H135V112H134V116H136ZM241 115V116H240ZM66 116V117H65ZM78 116V117H77ZM86 116V117H85ZM116 116H119V117H116ZM255 116V115H254ZM257 116V115H256ZM264 117V113H260V118H262V117ZM0 117L1 118H3L2 117V114H0ZM69 117V118H68ZM82 117V119H80V118ZM91 117V118H90ZM124 117H125V119L126 120H128V121H126L125 122V120H124ZM240 117V118H239ZM78 118V119H77ZM106 118V119H105ZM109 118H111V119H109ZM246 118V120H243V119H245ZM67 119H68V121H67ZM85 119V120H84ZM86 119H88V120H86ZM91 119V120H90ZM132 119V121H130ZM135 119V120H134ZM140 121H139V120ZM221 119V120H220ZM263 119V118H262ZM261 119V120H262ZM224 120L225 119H223V118H215V119H213V120H211V121H209V123L208 122H205V125L206 126H213V124H214V126L213 127H218V125H221L222 123H220V122H224ZM243 120V121H242ZM71 121V122H70ZM101 121V122H102ZM107 121V122H106ZM130 121V122H129ZM134 121V122H133ZM138 122V123H136V122ZM214 121V122H213ZM66 122V123H65ZM133 122V123H132ZM242 122V123H241ZM247 122V123H246ZM47 123V124H46ZM59 123V124H58ZM62 123V124H61ZM125 123H126V125L127 124H130V126L128 125V126H126L125 125ZM217 123H219V124H217ZM217 124V125H216ZM241 124V125H240ZM246 124V125H245ZM257 124V125H256ZM26 125V124H25ZM122 125V126H121ZM131 125H132V127H131ZM135 125V126H134ZM44 126V127H43ZM48 126H49V128H48ZM61 126V127H60ZM67 126V127H66ZM70 126V128H68ZM73 126V125H72ZM139 128H141V129H144V130H141L140 128L139 129H137V127ZM244 126H247L248 128H245ZM250 126V127H249ZM254 126V127H253ZM255 126H258V127H255ZM59 127V128H58ZM127 127L129 130H127V128H126V130L125 131H127V133H125V132H123V129H125V128ZM253 127V128H252ZM45 128H47L46 130V132L44 131L45 130ZM244 128V129H243ZM41 129H44V130H41ZM49 129V130H48ZM66 129V130H65ZM67 129H70V130H67ZM130 129L133 131V129H134V131H136V129H137V133L135 134L134 132H131L130 131ZM260 129V128H259ZM53 131V133H52V131ZM174 130V129H173ZM173 130L171 129V132H168V133H170V134H173ZM262 130V132L264 131V128H262L261 129ZM6 131V130H5ZM56 131V132H55ZM68 131V132H67ZM140 131V135L138 134V132ZM143 131V132H142ZM71 132H74V133H71ZM59 133V134H58ZM97 134L96 133V131L95 132H93V134L91 135V137L92 136H95V134ZM32 134H37L36 135V137L34 136V135H32ZM71 134V135H70ZM131 134V135H130ZM132 134H135V135H132ZM138 134V135H137ZM54 135V136H53ZM60 135V136H59ZM75 135H76V137H75ZM1 136H3V138L1 137ZM15 136V135H14ZM70 136H72V137H70ZM129 136V137H128ZM134 136H135V138H134ZM140 136V137H139ZM75 137V138H74ZM124 137V138H123ZM126 137V138H125ZM128 137V138H127ZM5 138V139H4ZM7 138V139H6ZM41 138H42V140H41ZM62 138H64V139H62ZM69 138V139H68ZM70 138H71V140H70ZM123 138V139H122ZM130 138H132V139H130ZM139 140H138V139ZM220 140L222 141V140H225L226 139V136H222V135H220ZM249 137H246L245 139H243L244 140V143L246 142L247 143V145L248 144H250V141H249V139H248ZM3 139V140H2ZM48 139V140H47ZM58 139H60V141L58 140ZM62 139V140H61ZM73 139V140H72ZM128 139H130L129 141L131 142L132 140H134V141H136V139H137V142H135V144H133V141H132V143H127V141H128ZM5 140H6V142H5ZM10 140V141H9ZM36 140H37V142H36ZM2 141V142H1ZM40 141V142H39ZM42 141H44V142H42ZM48 141H50V143L48 142ZM52 141V142H51ZM58 141V142H57ZM64 141H66V142H64ZM8 142V143H7ZM36 142V143H35ZM42 142V143H41ZM62 142V143H61ZM72 142V145L70 144ZM140 142V143H139ZM216 141H213L212 143H213V146L211 145V148L213 149V147H214V149L216 150V149H218L221 145H222V142H219V144H216L215 143ZM136 143H137V145H136ZM139 143V144H138ZM9 144H11V145H9ZM15 144V145H14ZM36 144H38L39 145V147H38V145H36ZM110 144H111V146H110ZM148 145V147H147V145ZM215 144V145H214ZM8 145V146H7ZM19 147H18V146ZM107 145H109L108 147L110 148H108L107 147ZM132 145H134L135 146V148H134V146L132 147ZM98 146V147H97ZM137 146V147H136ZM218 148H217V147ZM1 147H4V148H2L1 149ZM6 147V148H5ZM96 147L98 148V150L96 151ZM109 149V150H107V148ZM14 148H16V149H14ZM69 148V147H68ZM103 148V149H102ZM106 148V149H105ZM134 150H133V149ZM141 150H140V149ZM146 150H145V149ZM135 149H136V151H135ZM139 151H138V150ZM2 150V151H1ZM14 150V151H13ZM20 150V151H19ZM102 150V151H101ZM107 150V152L108 151H110L109 153H107V155L104 153V151H106ZM148 150V151H149ZM253 149H250V150H247V156H246V158H248L251 162H249V164L250 163H253L254 161L253 160H251L253 157L254 158H257V161H259V162H261V163H264V158L263 159H261V154H257V152L255 153V151L253 150ZM91 152V153H88V152ZM93 151V152H92ZM141 151V152H140ZM248 151H249V153H250V155H249V153H248ZM15 152V153H14ZM137 152H139V153H137ZM21 153V154H20ZM95 155H94V154ZM104 153V154H103ZM3 154V155H2ZM18 154H20V155H18ZM40 155H41V153H39ZM88 154V155H87ZM252 154H253V156H252ZM86 155V156H85ZM130 155V156H129ZM132 155V156H133ZM256 156V157H255ZM259 156H260V158H259ZM20 157V158H19ZM251 157V158H250ZM15 159V160H12V159ZM108 158V159H107ZM112 158V159H111ZM123 158V162L122 161H119V160H121ZM19 159V160H18ZM24 159V160H23ZM91 159V160H90ZM125 159V160H124ZM6 160V161H5ZM7 160H8V162H7ZM9 160H11L13 163H11L10 164V162L11 161H9ZM17 160H18V162H17ZM23 160V161H22ZM117 160V161H116ZM256 160V159H255ZM20 161V162H19ZM27 161V162H26ZM91 161V162H90ZM94 161V162H93ZM111 161H113L114 163H115V165L116 166H114V163L113 162H111ZM152 161L154 162V163H152ZM253 161V162H252ZM16 162V163H15ZM24 162V163H23ZM93 162V163H92ZM102 162V163H101ZM109 162H111L112 164H110V166L111 165H113L114 166V168H112V167H110L109 166ZM124 162H126V164H123ZM5 163H7V164H5ZM29 163V164H28ZM122 163V164H121ZM18 164H20L19 166H18ZM70 164V166H68ZM121 164V165H120ZM253 164H255V162L253 163ZM13 165H15V169L13 168L14 166ZM61 165H63V167H61ZM103 165V166H102ZM119 165L120 166H122L123 167V165H124V169L122 168V169H120L119 168ZM154 165V166H153ZM7 166V167H6ZM31 166V167H30ZM71 166H72V168H71ZM75 166V167H74ZM81 166H82V168H81ZM156 166V167H155ZM116 167H118V168H116ZM129 167V166H128ZM149 167V168H148ZM11 168H13L12 170H13V172H11L12 170H11ZM31 168V169H30ZM33 168V169H32ZM34 168H35V170H34ZM57 168V169H58ZM75 168H77L78 170L80 169H82L81 171L79 170V172L78 171H75L76 169ZM111 169L112 168V170H105V169ZM127 168V169H126ZM132 168H134L135 169V171H134V169H132ZM142 168V169H143ZM8 169V170H7ZM20 169V170H19ZM67 169V170H66ZM117 169V170H116ZM119 169V170H118ZM146 169V170H145ZM17 170V171H16ZM27 170V171H26ZM71 171V173H70V171ZM73 170L75 171L74 173H72L73 172ZM101 171V174H97L96 172H98V171ZM103 170H105V171H103ZM113 170H114V172H118L119 171V173H122V172H124V173H126L127 171V173H126V179H128V180H130V181H126V180H121L120 178L118 179L119 181H116L115 180V178L114 177H116L115 175L116 174H119V173H114L113 172ZM126 172H125V171ZM133 170V171H132ZM229 170V171H228ZM15 171V172H14ZM23 171V172H22ZM24 171H26V173L24 172ZM100 171L98 172V173H100ZM129 171H131L130 172V174H129ZM176 171V170H175ZM174 171V172H175ZM178 171V172H177ZM176 172L178 173V177L176 176L177 175V173L174 175L173 173V175L172 176H175V178L177 177L178 179H179V181H177V183H179V182H181L182 183V181H184L183 182V185H184V187H183V185H179V189L177 188L176 190L173 188V187H171V188H169V186H170V184H171V186H172V184L175 182L176 183V181H175V179H172V178H170V177H164L165 178V180H164V178H158V179H160L161 180V182H159L160 180H158V179H156V180H158V181H156V180H154L153 182L155 183V187H157L158 188V190H161L162 192L163 191H165V192H163V193H161L160 191H157L156 193V195H157V197H158V200H159V198H160V194L159 193H161L162 194V196H161V198H163V195H166V197H169V194L171 195L172 194V196H171V198L169 197V198H167L166 200L169 202V201H171V200H174V199H181V198H189L188 196H190V192H189V188L188 187H190V184H189V182H188V174L185 172V171H181V170H177ZM237 170L236 169H227V170H225V172H223V174H222V176H220L221 177V179L222 178H224L223 176H227L228 175V173H234L235 174V172H236ZM6 172H7V174H6ZM19 172H20V174H21V176L19 175ZM22 172V173H21ZM63 172V173H62ZM76 172H77V174L79 175V177L81 178H77L76 179V177H77V174H76ZM82 172V173H81ZM84 172V173H83ZM108 172H110L111 173V175L108 173ZM112 172L115 174H112ZM143 172V173H142ZM173 172V171H172ZM253 171H251V169L250 170H248V172H246L247 173V175L249 174H251ZM9 173L11 174V175H9ZM14 173V174H13ZM104 173V174H103ZM135 173H136V175H135ZM139 173V174H138ZM142 173V174H141ZM148 173V172H147ZM7 176H6V175ZM17 174V175H16ZM25 174H27V175H24ZM69 174H71V175H69ZM73 174H74V176H73ZM127 174H129V175H127ZM133 174V175H132ZM140 174H141V176L142 177H140ZM67 175H69V176H67ZM95 175V176H94ZM137 175H138V178H136L137 177ZM144 175V176H143ZM181 177H180V176ZM184 175V176H183ZM248 175V176H249ZM10 176V177H9ZM14 176V177H13ZM20 176V177H19ZM70 179H68L69 181H67V179H65V178H67V177ZM75 178V180H74V178ZM85 176H86V174H85ZM98 178H97V177ZM133 176V177H132ZM136 176V177H135ZM5 177V178H4ZM17 177V178H16ZM25 177V182H26V185L29 187L28 189H27V186L25 185V183H24V180H23V178ZM34 178V180H33V178ZM35 177L37 178V179H35ZM71 177V178H70ZM128 177H132V178H128ZM1 178H3V179H1ZM11 178V179H10ZM22 179V181H20L21 179ZM45 178V179H44ZM96 178V179H95ZM103 178V179H102ZM135 178V179H134ZM143 179V181L141 182V179ZM146 178V179H145ZM27 179V180H26ZM64 179L67 181H64ZM71 179H73L72 181H71ZM95 179V180H94ZM111 179V180H110ZM132 179H133V181L135 182H133L132 181ZM137 179H139L138 181H137ZM172 179V180H171ZM183 179V180H182ZM11 180H13V181H11ZM16 180H19L20 181V183H18L19 181H16ZM86 180V181H85ZM93 180H94V182H93ZM136 180V181H135ZM167 180V181H166ZM4 181H5V183H4ZM14 181H15V183L17 184V185H15V183H14ZM31 181V182H30ZM45 183H44V182ZM48 181V182H47ZM71 181V182H70ZM82 181V182H81ZM90 181L93 183H90ZM98 181H100V182H98ZM115 181V182H114ZM168 181H169V183H168ZM187 181V182H186ZM10 182H11V185H10ZM21 182L22 183H24V184H21ZM29 182V183H28ZM34 182V183H33ZM62 182V181H61ZM69 182V185H70V183L72 184V185H68L67 183ZM81 182V183H80ZM96 182H98V183H96ZM102 182V183H101ZM103 182H104V185H103ZM121 182V183H120ZM139 182H141V183H139ZM152 182V183H153ZM167 182V183H166ZM172 182V183H171ZM3 183V184H2ZM14 183V184H13ZM35 184L34 186H32L33 184ZM80 184L79 186H78V184ZM86 183V184H85ZM101 183V184H100ZM111 183V184H110ZM119 183H120V185H119ZM136 183L138 184V185H136ZM166 183V185H163V184H165ZM180 183V184H181ZM187 183V184H186ZM2 184V185H1ZM30 184H32L31 186L32 187H34V189H35V191H33L34 189L33 188H31L30 187ZM42 184V185H41ZM49 184V185H48ZM64 184H66V185H68V186H66L65 185V188H64V186H62V185H64ZM77 185V186H73V185ZM84 185V186H82V185ZM116 184V185H115ZM148 184V185H147ZM169 184V185H168ZM4 185V186H3ZM10 185V186H9ZM13 185V186H12ZM38 185H40L39 187H38ZM85 185H87V187L90 185H94L95 187H97L98 185H101L102 187H104L103 189H102V187L101 186H99V188H96V189H98V191H99V189L100 190H102L103 192L102 193H99V195H98V193H95L96 191H95V187L94 186H92V187H90L89 186V188H87ZM97 185V186H96ZM108 185V186H107ZM109 185H111L112 186V190L110 191V187H109ZM157 185V186H156ZM158 185H160V186H162V187H160V186H158ZM1 186H3L2 188H1ZM7 186H9V188H7ZM20 186V187H19ZM26 186V187H25ZM44 186V187H43ZM183 187L182 189L180 188V187ZM26 188V190H25V188ZM40 189H38V188ZM47 187V188H46ZM60 187V188H59ZM85 187V188H84ZM94 187V188H93ZM108 187V188H107ZM115 189H114V188ZM122 189H121V188ZM20 188V189H19ZM24 188V189H23ZM31 188V189H30ZM92 188H93V190H92ZM109 189V190H107V189ZM125 190H124V189ZM1 189H3V190H5V191H3V190H1ZM13 189H16V191H17V194L15 195L16 196V199L14 198V191H13ZM37 189H38V191L39 192H41V193H39L40 194V196L41 197H39V195H38V191H37ZM49 189V190H48ZM60 189V190H59ZM66 189V190H65ZM67 189H68V191H67ZM104 189H106V190H104ZM119 189V190H118ZM121 189V190H120ZM163 189V190H162ZM165 189V190H164ZM170 189H172V192L171 193H169L168 194V192H170L171 190ZM183 189H185L186 190V192H184L183 191ZM20 190V191H19ZM31 190V191H30ZM62 190L64 191L65 190V193L64 192H62ZM75 190V191H74ZM88 191V192H84V191ZM175 190V191H174ZM183 191V192H177V191ZM188 190V191H187ZM4 193H6L7 195H9L10 197H8L6 194H2L3 192ZM46 191H48V192H46ZM59 191V192H58ZM80 191H82V192H80ZM104 191H106L105 193L108 195H106V194H104ZM108 191L110 192V193H108ZM116 191V192H115ZM26 192V193H25ZM35 193L36 194V192H37V195L36 196H38L36 199H34V197H35V195L33 194H28V193ZM62 192V193H61ZM71 195L72 193L71 192H74L73 194H72V198H71V196L68 194V193ZM76 192V193H75ZM89 192H94L95 194H94V196H93V193H92V195H90V193ZM113 192V194H111ZM120 192H118V193H120ZM173 192H175L174 194L176 195V193H179L178 194V196H175L174 194H173ZM19 193V194H18ZM25 193V194H24ZM43 193V194H42ZM47 193H50L49 195L47 194ZM78 193V194H77ZM83 193L85 194V196L83 195ZM114 193H116V194H114ZM182 193H184V195H182ZM188 193V195H186L185 196V194H187ZM3 196H2V195ZM22 194H24V195H26V196H24V195H22ZM42 194V195H41ZM46 194H47V196H46ZM58 194V195H57ZM102 194H104V195H102ZM158 194H159V196H158ZM208 193H206V196L208 197V195H207ZM21 195V196H20ZM28 195H29V198H27L28 197ZM48 197V198H50V199H53V200H51V202L49 201L50 199H47L46 197ZM53 195H54V197H53ZM61 195V196H60ZM64 195H66V196H64ZM69 197H68V196ZM78 195V198L80 197V196H82V197H80L79 198V200L77 201L75 198H77L76 196ZM102 195V196H101ZM107 197H111L112 196V198L110 199H108L107 201L109 202L110 200H112V202L110 201L109 202V205H108V203H107V201H104V199H102L101 200V198L102 197H104L105 199H106V196ZM111 195V196H110ZM114 195V196H113ZM2 196V197H1ZM73 196H75V198L73 197ZM88 196V197H87ZM90 196V197H89ZM138 196V197H137ZM173 196H175V197H173ZM181 196V197H180ZM182 196H184V197H182ZM11 197H12V199H11ZM24 199H23V198ZM46 198L47 199V201H49L48 203H47V201H45L44 202V200H46V199H44V198ZM53 197V198H52ZM55 197H57V198H55ZM85 197V198H84ZM92 197V198H91ZM100 197V198H99ZM136 197V198H135ZM134 198H132V201L134 202L135 200L136 201H141L142 199H144V196L143 195H136ZM6 198V199H5ZM20 198H22L21 200L23 201V203L22 202H20L21 200H20ZM27 198V199H26ZM30 198H31V200H30ZM57 199V200H55V199ZM59 198V199H58ZM64 198V199H63ZM71 198V199H70ZM77 198V199H78ZM99 198V199H98ZM174 198V199H173ZM204 198L205 199H207L205 196H204ZM15 199V200H14ZM41 201V199L43 200V201H41V203L43 202L44 203V205H43V203L40 205L39 204V200ZM77 201V203L78 202H80L81 204H77L76 203V201ZM81 199V200H80ZM90 199V200H89ZM135 199V200H134ZM10 202V203H8V201ZM14 200V201H13ZM32 200L34 201V202H32ZM38 200V201H37ZM74 200V201H73ZM83 200H84V202H83ZM97 200H101V202L100 201H98V203H95ZM115 200V201H114ZM161 200H163V199H161ZM2 201V202H1ZM5 201H7V202H5V204H4V202ZM11 201L13 202L12 203V205H11ZM35 201H37L36 203H35ZM54 201V202H53ZM56 201V202H55ZM58 201V202H57ZM86 201V202H85ZM102 201H104V202H102ZM166 201V202H167ZM15 202V203H14ZM30 202H32L33 203V206H32V204H31V207H33V208H31L30 207ZM61 202V203H60ZM67 202V203H66ZM82 202H83V204H82ZM100 202V203H99ZM106 202V203H105ZM117 202V203H116ZM17 203H18V205H17ZM20 203V204H19ZM24 203H26V204H24ZM72 203L73 204H75V206L74 205H72ZM93 203V204H92ZM113 203V204H112ZM7 204V205H6ZM35 204V205H34ZM46 204H47V206H46ZM53 204H55V206H53ZM68 206H67V205ZM71 204V205H70ZM86 204V205H85ZM88 204H90V206L88 205ZM103 204V205H102ZM11 205V206H10ZM14 205V206H13ZM22 205V207L24 208L23 210H21L20 209V206ZM25 207H24V206ZM38 207H37V206ZM40 205V206H39ZM81 205V206H80ZM84 205V207H82ZM88 205V206H87ZM98 207V209L96 208V206ZM99 205V206H98ZM106 205H108V206H106ZM35 206H36V208H35ZM45 208V206H46V210H48L47 208L49 207L50 209L48 210V213H49V211H51L50 213H51V216H48L47 214L48 213H45L46 212V210L45 209H43V207ZM53 206V207H52ZM56 206H58L59 207V211H61L60 210V208L62 207V211L64 210V217H63V214L62 213H57L55 210H58L57 209V207ZM79 206V207H78ZM85 206H87V208L86 209H88V210H86L85 209ZM95 206V208H93ZM106 206V207H105ZM110 206V207H109ZM10 207V208H9ZM12 207H14V208H16V210L14 209V208H12ZM18 207V208H17ZM21 207V208H22ZM52 207V208H51ZM101 207V209H99ZM105 207V208H104ZM108 207H109V209H108ZM115 207V208H114ZM152 207V209H147V213L151 216L152 215V213H153V211H155V207L154 206H151ZM8 208L10 209L9 210V212H7L8 211ZM26 208L28 209V210H30L29 211V214H28V210H26ZM81 210H80V209ZM103 208V209H102ZM117 208V209H116ZM35 209H37V210H35ZM53 209V210H52ZM92 210V212L90 211V210ZM96 211H95V210ZM12 210V212H13V215L12 214H8V213H12V212H10ZM18 210H20V212H18ZM26 210V211H25ZM35 210V211H34ZM74 210V211H73ZM84 210V215H82L83 213H82V211ZM94 210V211H93ZM98 210V211H97ZM105 210V211H104ZM107 210H109L108 212L110 213V217H109V214H108V216H107V218H105V220H104V218H103V215H106L108 212H107ZM149 210H150V213H149ZM152 210V211H151ZM264 210V207H261V209H260V212L258 213V215L255 217V218H252V220L251 221H249V222H251V223H253L254 222V224L252 225V227H254V228H252V231H253V234H258V233H260V232H264V218H263V220H262V217H264V214H263V212L262 211ZM4 211V212H3ZM15 211V212H14ZM24 211V212H23ZM33 211V212H32ZM37 211V212H36ZM78 211V212H77ZM81 211V212H80ZM100 211H102V212H100ZM114 211V212H113ZM23 212V213H22ZM27 213V215H25L26 213ZM56 212V214H53L52 215V213H55ZM66 212V213H65ZM69 212V213H68ZM86 212V213H85ZM96 212V213H95ZM97 212H100L99 214L97 213ZM105 214H104V213ZM107 212V213H106ZM16 213V214H15ZM18 213H20L21 215L22 214H24V216L22 215V217H21V215H19ZM33 213V214H32ZM43 213H45L48 217H49V219H48V217L45 215V214H43ZM49 213V214H50ZM76 214V215H74V214ZM79 215H78V214ZM82 213V214H81ZM114 213V214H113ZM146 213V212H145ZM144 212L143 213H139V215H141L140 216V218L142 217H150L148 214H145ZM6 214H8L9 216H7ZM18 214V215H17ZM41 216H40V215ZM72 214V215H71ZM81 214V215H80ZM92 215V217L90 218V216ZM98 214V215H97ZM103 214V215H102ZM143 214V215H142ZM263 214V215H262ZM3 215V216H2ZM35 217H34V216ZM42 215H45V224H44V220H42L43 219V217H42ZM57 215V216H56ZM59 215H60V217L62 218V222L64 223V224H66V223H68V225H70L69 227L70 228H72V227H74V225L72 224L71 225V223L73 222L74 223V221H73V219H76L77 220V222H76V220H75V222H76V226L77 227H74L75 229L73 230V228H72V232H71V234L73 233H75V237L76 238H78V239H80L82 242L84 241V245H82L83 243L82 242H80V240H78V242H73L72 240H70V241H72L71 243L69 242V244L71 245H69V247H71V248H69V247H67V245H66V248H65V250H64V248L63 247H61V246H63L65 243H63V242H61V243H59L58 242V244H56L55 246H53V251H54V253L53 252H51L52 251V249H51V254H50V252L49 253H44V254H42L43 253V251L42 250H39L40 252H41V254H42V257H43V259H41L42 257H40V253L39 252H37L38 253V255H37V253H36V255H34L35 257H33V254H35V252L38 250V248H39V242H37V241H39V238H41L40 237V235L42 236V237H44V235H46V234H49L50 233V229L51 228H55V225L57 224H60L61 223V221H60V217H59ZM90 215V216H89ZM113 215H115V217L113 216ZM138 215V216H139ZM15 218H14V217ZM19 217V219H18V217ZM66 216V217H65ZM70 216H72L71 217V219L72 220H70L69 219V217ZM75 216V217H74ZM79 216V217H78ZM113 216V217H112ZM117 216V217H116ZM9 217V218H8ZM31 218V220L30 219H28V220H26L27 218ZM34 217V218H33ZM39 217H40V219H39ZM51 217V218H50ZM52 217H54L55 218V222H54V218H52ZM57 217V218H56ZM81 217V219L82 218H86V219H79ZM88 217H89V219H88ZM106 217V216H105ZM261 217V218H260ZM22 218V219H21ZM37 218H38V220H40V221H37ZM48 220H47V219ZM58 218H59V220H58ZM9 219H10V221H12V222H10L9 221ZM65 219H67V220H65ZM69 219V220H68ZM98 219V220H97ZM101 219V220H100ZM106 219H107V221H106ZM123 219V218H122ZM150 219V218H149ZM152 220H154L155 221V223H156V225L157 226H159L160 227V229L162 228H164V221H162V219H160V218H156V217H154V218H151ZM8 220V221H7ZM15 220V221H14ZM22 220V222H20ZM24 220V221H23ZM27 222H26V221ZM41 220L43 221V222H41ZM50 223H48L47 221ZM58 220V221H57ZM89 220V221H88ZM97 220V221H96ZM103 220H104V222H103ZM254 220V221H253ZM30 223H29V222ZM60 221V222H59ZM65 221V222H64ZM67 221V222H66ZM80 221H82V222H80ZM101 221V222H100ZM7 222H10L11 224H9V223H7ZM15 222V223H14ZM20 222V223H19ZM39 222V223H38ZM47 222V223H46ZM58 222V223H57ZM71 222V223H70ZM99 222V223H98ZM163 222V223H162ZM257 222V223H256ZM2 223V224H1ZM4 223V224H3ZM17 223H19V224H17ZM55 223V224H54ZM70 223V224H69ZM82 223V224H81ZM250 223V224H251ZM32 224H33V226H32ZM48 224V225H47ZM81 226H80V225ZM181 224V223H180ZM256 224V225H255ZM260 224V226H262L261 228H263L262 230L258 227V225ZM263 224V225H262ZM18 225V226H17ZM20 225V226H19ZM22 225H26V226H23L24 227V229H23V227H22ZM44 225H45V227H44ZM79 225V226H78ZM9 226H12V228H10ZM14 226V227H13ZM88 227V228H90V229H86V228H83V227ZM183 226V225H182ZM226 227H221L219 230L221 231V232H219L218 234L221 236L220 238H222L223 237V235L225 236V237H227V236H231V234H233V232H234V226L232 225V224H226L225 225ZM256 226H257V228H259V229H257L256 228ZM17 227V228H16ZM18 227L19 228H21L19 231H18ZM28 227H30V228H28ZM32 227V228H31ZM79 227H82V228H79ZM184 227V226H183ZM190 228L192 227V226H189ZM189 227H187L188 228V230H190V231H194V226H193V228L192 229H190ZM41 228V229H40ZM45 228H47V229H45ZM77 228H78V230H80L81 231V229H86L85 231L84 230H82L83 231V233H82V231L80 232L79 231V233H78V231H77ZM185 228V227H184ZM187 228H185L184 229V232H186V229ZM224 228V229H223ZM17 229V230H16ZM34 229H35V231H34ZM225 229H228L227 230V232H226V230ZM255 229H257V230H255ZM22 230V231H21ZM31 230V231H30ZM32 230H33V232H32ZM39 230H41V231H39ZM50 230V231H49ZM89 230V231H88ZM91 230H92V232H96V234L95 233H93V234H90V233H92L91 232ZM175 230H177V228L175 229ZM223 230V231H222ZM260 230V231H259ZM17 231H18V234H17ZM30 231V232H29ZM46 231V232H45ZM48 231V232H47ZM87 231V232H86ZM233 231V232H232ZM31 232L32 233H34V234H32L31 235ZM40 234L39 235V237H38V239H37V234L38 233ZM43 234H42V233ZM174 232H176V233H178V230L177 231H174ZM225 233V234H223V233ZM232 232V233H231ZM29 233V235H27V234ZM76 233H77V235H76ZM80 233H81V235H80ZM227 233V234H226ZM5 234H7L6 235V237L4 238V235ZM13 236V238L16 236V238H14V239H12V237L10 236ZM19 236H17V235ZM22 234V235H21ZM72 234V235H73ZM87 234H90L89 236L87 235ZM98 234V235H97ZM23 235H26L24 238L22 237ZM71 235V236H72ZM78 235H80L79 237H77ZM94 235H95V237H94ZM21 236V237H20ZM32 236L34 237H36L35 239H33L32 238ZM121 236H123L122 234H120V235H118L117 236V238L118 237H121ZM229 236V237H230ZM251 236V235H250ZM249 236V237H250ZM11 237V238H10ZM31 238L30 240H29V245L27 246V245H25V244H23V245H25V247H27V249L24 247V249H23V247L22 248H20L22 245H20V247H17V250H16V248H15V246H13V242H15L16 241V239H18V240H22V239H26V238ZM83 237V238H82ZM88 239L87 241H86V239ZM97 237V238H96ZM10 238V239H9ZM82 238V239H81ZM90 238V239H89ZM92 238L93 239H95L94 241L92 240ZM124 238H126V239H129L128 238V235H126V236H124ZM135 238V239H134ZM224 238V237H223ZM253 238H255L254 236H253ZM5 239V240H4ZM71 239V238H70ZM131 240L133 239V240H137L138 239V236H136L135 237V235H134V237H132V238H130ZM140 239V238H139ZM4 241V242H2V241ZM7 240V241H6ZM35 240H36V243H37V245H36V243H35ZM142 240L143 239H141L140 241L138 240V241H135L136 243H139V244H135V243H133V244H129L128 246H127V249H126V247H125V250H135V247H136V250H144L145 248H147V247H150L151 248V246L152 247H156V246H160L159 244H160V241L159 240H157V239H148V240H145L144 239V241H143V243H142ZM6 241V242H5ZM12 241V242H11ZM89 241V243H91L90 245H88L89 243H87ZM94 243H93V242ZM148 241V242H147ZM11 242V243H10ZM17 242V241H16ZM20 242V241H19ZM19 242H17V244L19 243ZM145 242V243H144ZM151 242V243H150ZM12 245L11 247L14 249L13 250V252H12V249H11V247L9 248L8 246L10 245V244ZM34 243H35V245H34ZM147 243V244H146ZM203 243V242H202ZM260 243V244H259ZM16 244V243H15ZM32 244H33V246H32ZM120 244V245H119ZM145 244V245H144ZM254 244V249H255V251H259L258 252V254H260V255H257V256H259V260L261 259L262 261H261V263H264V258L262 259V257H264V243L263 242H256V243H253ZM262 244V245H261ZM59 245V246H58ZM82 245V246H81ZM136 245V246H135ZM140 245V246H139ZM202 245H204V246H202ZM201 245V243L198 245L199 246V252H197V250L195 251V250H193V254L196 252V254H190V255H192V256H190V255H188L187 256V259L189 260V262L191 261V262H196V261H201V262H203V260H205L204 262H205V264H217V262H219L218 260H217V253L216 252H218V247L217 246H213V245H209V243L208 244H206V243H203ZM209 245V246H208ZM74 246V247H73ZM90 246V247H89ZM97 246V247H96ZM116 247L118 246L119 248L117 249L118 251L121 249V250H123V248H121V246H122V241H120V242H118L117 241V243H116V245H115ZM162 246V245H161ZM201 246H202V248H201ZM207 246L209 247V249L207 248ZM31 247H33L31 250H30V248ZM101 247V246H100ZM139 247H140V249H139ZM143 249H142V248ZM166 246H162L161 248H160V252L158 253V254H161V255H155L154 257H153V259H154V261L158 264H171L174 260H176L177 258H178V256H179V254H177V252L176 251H174V250H172L171 249V251H170V248L168 249V247H166ZM211 247V248H210ZM213 247V248H212ZM216 247V248H215ZM34 248H36L35 249V252H34ZM61 248V249H60ZM73 248V249H72ZM83 248V249H82ZM204 248V249H203ZM257 248V249H256ZM7 249V250H6ZM10 249V250H9ZM23 249V250H22ZM58 249H60L61 250V252L58 250ZM66 249H68V250H66ZM162 249V250H161ZM207 249V250H206ZM76 250V251H75ZM77 250H79V251H77ZM115 250V249H114ZM135 250V251H136ZM167 250H168V252L170 253H164V252H167ZM5 251V252H4ZM15 251V252H14ZM17 251H18V253H17ZM20 251H22V252H20ZM30 251V252H29ZM31 251H33V253L31 252ZM68 253H67V252ZM164 251V252H163ZM215 251V252H214ZM8 252V253H7ZM25 252H26V254H25ZM45 252V251H44ZM64 252H66V253H64ZM74 252H75V254H74ZM201 252V253H200ZM203 252H204V254H203ZM206 252V253H205ZM20 253H22V254H20ZM53 253V254H52ZM114 253V251L112 250L111 251V256L112 257H114L113 254ZM171 253H173V254H171ZM192 253V252H191ZM198 253H199V255H198ZM11 256H10V255ZM13 254V255H12ZM18 254H20V255H18ZM25 254V256H23ZM66 254V255H65ZM166 256H165V255ZM177 254V255H176ZM203 254V255H202ZM257 254V253H256ZM27 255H28V257H27ZM30 255H32V256H30ZM47 255V256H46ZM48 255L50 256V257H48ZM83 255H81V257H83ZM164 255V256H163ZM171 255V256H170ZM173 255V256H172ZM198 255V256H197ZM214 255H216V256H214ZM20 256L22 257V258H20ZM46 256V257H45ZM213 256V257H212ZM5 259H4V258ZM32 257H33V259H32ZM40 257V258H39ZM55 257V258H54ZM57 257V258H56ZM62 257V258H61ZM157 257V258H156ZM206 257V258H205ZM208 257V258H207ZM23 258H24V260H26V258H29V259H27L26 261H23ZM30 258H31V261H30ZM45 258H48V259H46L45 260ZM54 258V259H53ZM77 258H78V256H77ZM159 258H161L160 260H157V259H159ZM213 258L214 259H216V260H213ZM3 259V260H2ZM10 259V260H9ZM22 259V260H21ZM58 259V260H57ZM82 259V258H81ZM173 259V260H172ZM201 259V260H200ZM207 259H209V260H211V262L209 261V260H207ZM41 260H43V261H41ZM47 260H49V262L47 261ZM54 260V261H53ZM152 259H150L149 258V260H148V264H150L149 263V261L150 262H153V264H155V262L152 260ZM193 260V261H192ZM196 260V261H195ZM206 260H207V262L208 263H206ZM22 261V262H21ZM27 261H29V262H27ZM52 261V262H51ZM78 261H79V259H78ZM157 261H161V262H157ZM1 262V263H2ZM31 262H33V263H31ZM40 262H42V263H40ZM200 262V264H204V263H201ZM57 263H59V262H57ZM220 263V262H219ZM218 263V264H219ZM37 264V263H36ZM60 264V263H59ZM62 264V263H61ZM90 264H92V262H90ZM221 264V263H220Z\"/></svg>","mask_w":264,"mask_h":264},{"label":"snow or ice","instance_id":"6c2138e0","mask_svg":"<svg viewBox=\"0 0 264 264\" xmlns=\"http://www.w3.org/2000/svg\"><path fill=\"white\" fill-rule=\"evenodd\" d=\"M17 11H19V9H17ZM161 15H163V13H161ZM261 99L264 100V94L261 95ZM173 171H175V169H173Z\"/></svg>","mask_w":264,"mask_h":264}]
</instances>
